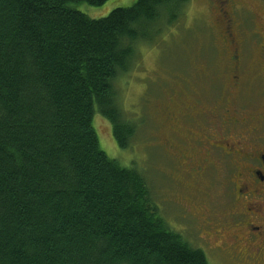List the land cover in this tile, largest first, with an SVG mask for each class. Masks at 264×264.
Listing matches in <instances>:
<instances>
[{
	"label": "trees",
	"instance_id": "trees-1",
	"mask_svg": "<svg viewBox=\"0 0 264 264\" xmlns=\"http://www.w3.org/2000/svg\"><path fill=\"white\" fill-rule=\"evenodd\" d=\"M106 1L0 0V264H209L92 126L100 114L129 146L136 124L115 81L188 0H136L97 19L74 8Z\"/></svg>",
	"mask_w": 264,
	"mask_h": 264
},
{
	"label": "rangeland",
	"instance_id": "rangeland-1",
	"mask_svg": "<svg viewBox=\"0 0 264 264\" xmlns=\"http://www.w3.org/2000/svg\"><path fill=\"white\" fill-rule=\"evenodd\" d=\"M135 2L107 0L101 6L78 3L74 8L97 19L105 17L114 8L129 7ZM241 2L245 6L244 12L248 11L246 13L252 16L247 19L249 24L245 28L253 32L254 25L258 33L264 32V0ZM211 8L207 0H188L179 18L162 38L151 45L138 46L136 64L115 81L120 108L126 118L136 124L135 134L127 148L117 146L110 123L100 114H94L92 126L100 148L109 158L115 159L124 168L136 170L145 178L156 199L158 212L171 230L183 236L192 247L201 249L209 264H212L210 260L216 264H232L228 254L239 253V249H228L230 244L223 246V250L215 249L222 242L232 241L229 207L220 194V181L208 185L203 181L196 183L187 179L181 171L169 165L172 156L168 157L161 147L165 139L170 138L166 129L165 108L178 107L176 100L168 96L187 91L186 100L199 93L213 100L220 90L212 93L215 90L212 86L224 83L223 78L222 82L216 83L217 72L212 69L213 59L220 53V44L211 31L216 17ZM214 31L217 34L216 27ZM183 80H188L189 84ZM171 176L181 178L185 184L172 198L176 187ZM195 212L205 221L201 222ZM199 242L206 246L209 253ZM234 264L242 262L238 260Z\"/></svg>",
	"mask_w": 264,
	"mask_h": 264
},
{
	"label": "flooded vegetation",
	"instance_id": "flooded-vegetation-1",
	"mask_svg": "<svg viewBox=\"0 0 264 264\" xmlns=\"http://www.w3.org/2000/svg\"><path fill=\"white\" fill-rule=\"evenodd\" d=\"M207 3L216 14L211 31L221 53L213 59L215 81L227 82L212 86V93L220 90L213 100L200 93L186 100L187 91L170 94L178 107L165 108L170 138L161 147L172 156L169 165L187 179L208 185L220 181L232 241L215 249L229 244L228 249H239L228 254L232 264H264V32L258 33L254 25L253 32L245 28L252 16L244 12L241 0ZM171 180L176 187L172 198L185 184L181 178Z\"/></svg>",
	"mask_w": 264,
	"mask_h": 264
}]
</instances>
